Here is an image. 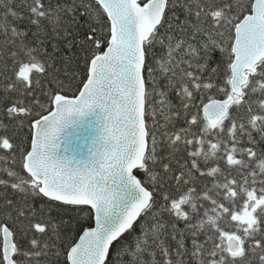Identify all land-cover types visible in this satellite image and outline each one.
Masks as SVG:
<instances>
[{
	"label": "snow or ice",
	"instance_id": "obj_1",
	"mask_svg": "<svg viewBox=\"0 0 264 264\" xmlns=\"http://www.w3.org/2000/svg\"><path fill=\"white\" fill-rule=\"evenodd\" d=\"M61 258L264 264V0H0V264Z\"/></svg>",
	"mask_w": 264,
	"mask_h": 264
},
{
	"label": "trees",
	"instance_id": "obj_2",
	"mask_svg": "<svg viewBox=\"0 0 264 264\" xmlns=\"http://www.w3.org/2000/svg\"><path fill=\"white\" fill-rule=\"evenodd\" d=\"M55 43V41H53ZM49 49L51 50V45H49ZM156 51H159L157 48ZM220 57V53H217V58ZM77 68L76 71L79 73L80 77L83 78L84 76V65L81 60L77 61ZM66 83H68L66 81ZM72 84V90L75 91V88L79 85L78 80L71 81ZM218 98H222L221 96H218ZM21 137H28L30 138V133L27 130V128L20 129L19 135L17 139H20ZM9 195H13L11 190H8ZM159 200V197H157ZM44 200L38 201V203H44ZM56 208L61 210V214L64 216L65 219H71L72 220V227L70 229V234L73 237V239H78L79 235L82 234V228L83 227H89L94 226V221L90 216L87 214L91 212L90 207L84 206L81 208L73 207V206H64L57 204ZM68 230H66L67 232ZM62 264H63V258H61Z\"/></svg>",
	"mask_w": 264,
	"mask_h": 264
},
{
	"label": "water",
	"instance_id": "obj_3",
	"mask_svg": "<svg viewBox=\"0 0 264 264\" xmlns=\"http://www.w3.org/2000/svg\"><path fill=\"white\" fill-rule=\"evenodd\" d=\"M94 227V226H93Z\"/></svg>",
	"mask_w": 264,
	"mask_h": 264
}]
</instances>
